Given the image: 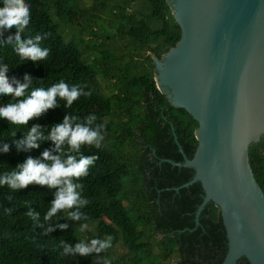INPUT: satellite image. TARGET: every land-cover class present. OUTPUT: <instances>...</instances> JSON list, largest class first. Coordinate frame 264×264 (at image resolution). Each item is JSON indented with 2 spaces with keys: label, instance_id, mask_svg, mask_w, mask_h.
<instances>
[{
  "label": "trees",
  "instance_id": "16d2710c",
  "mask_svg": "<svg viewBox=\"0 0 264 264\" xmlns=\"http://www.w3.org/2000/svg\"><path fill=\"white\" fill-rule=\"evenodd\" d=\"M29 24L22 39L47 50L43 59L21 58L5 43L15 29H0V68L13 84L26 83L25 96L36 88L58 83L82 94L67 105L57 96L56 106L23 124L0 116V179L21 171L27 159L44 161L42 153L55 151L49 131L69 117L73 126L98 128L99 145L81 144L70 151L67 141L61 158H88L85 174L73 178L84 203L49 217L57 188L35 181L13 188L0 183V264H101L95 251L81 254L79 226L87 225L91 239L111 238L104 249L109 264H220L227 238L219 208L209 202L195 214L204 196L199 182L183 186L193 177L183 162L191 158L198 141L196 120L175 107L154 81L152 54L161 58L180 39L181 30L167 0H25ZM79 29L77 38L65 40L60 24ZM25 97L0 95V108ZM33 126L43 137L38 147L26 138ZM7 146V150L5 149ZM170 160V161H169ZM254 176L264 192V135L249 147ZM64 227H61V226ZM120 245L116 258L109 250ZM236 264H250L245 257Z\"/></svg>",
  "mask_w": 264,
  "mask_h": 264
},
{
  "label": "water",
  "instance_id": "95a60500",
  "mask_svg": "<svg viewBox=\"0 0 264 264\" xmlns=\"http://www.w3.org/2000/svg\"><path fill=\"white\" fill-rule=\"evenodd\" d=\"M180 27L176 44L152 54L156 87L196 120L194 170L203 200L220 211L227 252L220 264H264V192L249 147L264 135V0H167Z\"/></svg>",
  "mask_w": 264,
  "mask_h": 264
},
{
  "label": "clouds",
  "instance_id": "9594fccd",
  "mask_svg": "<svg viewBox=\"0 0 264 264\" xmlns=\"http://www.w3.org/2000/svg\"><path fill=\"white\" fill-rule=\"evenodd\" d=\"M30 7L25 0H0V29H15L16 35L10 37L5 43L13 46V50L23 59L30 60L43 59L47 55V50H42L38 46L39 36L28 39H22V33L29 24ZM6 68H0V95L13 94L16 97L25 98L17 103L9 104L4 108H0V116L7 117L14 123L23 124L31 117L39 115L43 111L56 106V97L59 96L66 100L67 105H71L81 94V90L61 82L48 89L36 88L25 96V90L29 87L30 78L25 76L26 83L14 82L10 83L4 73ZM94 116H90L86 124L72 125L69 117H65L63 123L55 125L48 133L47 139L53 141L55 145L56 155L49 151L42 153L44 161L29 158L23 164L21 171L14 173L9 177L0 179V183L7 182L13 188L23 187L30 182L35 181L41 185L57 188L55 199L51 203L48 216H53L58 210H65L67 215L73 219H79V214L68 213L67 209L74 205L84 203L79 199V193L76 189L78 184L73 183V178H78L85 174L86 166L90 163L88 158H80L78 161L75 156L67 155L61 158L63 149L61 146L67 141L70 151H77L81 144L99 145L103 138L98 128H91L89 125ZM45 138L39 126H33L26 138V144L29 147H38L37 141ZM7 150V146L5 149ZM61 227H64L63 225ZM111 246V238L101 240L92 239L89 244L80 243L76 245V250L81 254H87L92 251L99 252Z\"/></svg>",
  "mask_w": 264,
  "mask_h": 264
},
{
  "label": "rangeland",
  "instance_id": "374dc122",
  "mask_svg": "<svg viewBox=\"0 0 264 264\" xmlns=\"http://www.w3.org/2000/svg\"><path fill=\"white\" fill-rule=\"evenodd\" d=\"M94 0H78V3L81 6H88L91 5ZM35 5H38L40 3V0H33ZM59 31L62 33L64 36L65 40L68 41L73 38H77L79 36V29L78 27H75L71 24H60L59 25ZM79 237L84 244H89L90 241L92 240L88 234V232L92 229L91 226L87 225H80L79 227ZM123 249L121 246L118 244L116 245L115 250H109L110 252V257L111 258H116V256L121 253ZM96 252V251H95ZM98 260L101 262V264H109V257L106 256V253L104 252V249L96 252Z\"/></svg>",
  "mask_w": 264,
  "mask_h": 264
}]
</instances>
